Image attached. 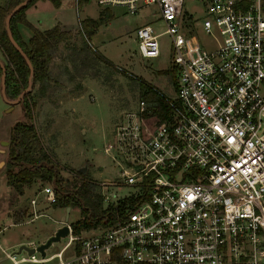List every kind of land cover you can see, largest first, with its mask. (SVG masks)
I'll use <instances>...</instances> for the list:
<instances>
[{
    "label": "built area",
    "instance_id": "1",
    "mask_svg": "<svg viewBox=\"0 0 264 264\" xmlns=\"http://www.w3.org/2000/svg\"><path fill=\"white\" fill-rule=\"evenodd\" d=\"M95 1L126 13L156 4L176 75L174 96L166 95L172 114L156 122L141 98L114 125L104 151L116 153L119 177L92 180L103 207L123 203L113 223L83 235L56 220L68 228L57 252L41 254L30 240L19 245L33 252L3 249L4 257L11 264H264V0H200L204 15L187 24L184 0ZM133 33L141 58L158 57L160 33L150 23ZM112 185L131 191L119 196ZM38 190L47 205L56 201L51 184ZM40 205L29 198L33 219L47 216Z\"/></svg>",
    "mask_w": 264,
    "mask_h": 264
},
{
    "label": "rangeland",
    "instance_id": "2",
    "mask_svg": "<svg viewBox=\"0 0 264 264\" xmlns=\"http://www.w3.org/2000/svg\"><path fill=\"white\" fill-rule=\"evenodd\" d=\"M73 1L64 2L59 14L55 12L54 18L49 13H44L47 19H43L45 21L41 28L48 29L59 21L64 22L68 28L79 27L77 18L82 13ZM88 6L95 9L94 0H89ZM91 11L93 10H89L87 14L93 13ZM113 11L114 16L108 22L99 24L93 33L76 34L69 44L61 43L53 51L50 63V76L53 81L43 89H37L35 85L28 91L36 99L30 118L24 111L23 100L8 104L0 91V264H11L7 258H3V249L11 252L19 249L21 242L45 240L48 237H45L48 234L46 232L59 224L53 223L52 219L61 221L66 210L59 205L54 210L44 209L47 216L36 219L29 213V198L37 196L45 204L38 189L43 184H51L55 191L54 180H36L28 188L25 187L22 194L15 192L7 184L4 170L8 160V145L2 141L10 140V128L16 121L28 122L33 126L42 146L52 157L61 177V186L67 188L74 183H80L82 175L76 168L85 164V176L91 180H114L119 177L120 170L112 156L116 153L106 152L104 147L113 141L114 125L125 119L127 113L134 110L141 99L138 86L141 84L140 80L150 83L165 96H174L176 75L173 77L166 71L170 69L169 37L166 33L161 34L164 27L158 17L156 4H147L135 13H126L119 6H114ZM182 11V21L185 20V24L190 18L197 21L205 13V1L184 0ZM146 22L151 24L157 34L160 33V52L158 57L143 59L137 53L133 30ZM25 29L22 27L20 31V38L23 40L28 33ZM195 37L205 46H211V42L201 32H197ZM84 41H88L110 63L94 64L96 58L91 52H87L83 58L79 56V50L76 49ZM74 44L77 46L75 49L72 48ZM0 61L5 64L1 49ZM109 191L120 196L131 191V187L112 185ZM69 209L68 224L80 215L76 206ZM90 228H83L78 233L91 234L95 229ZM67 239L66 235L52 242L46 247L45 253L57 252ZM69 250L70 248L66 249L64 254ZM53 262L55 259L47 264ZM19 264L36 263L22 261Z\"/></svg>",
    "mask_w": 264,
    "mask_h": 264
},
{
    "label": "trees",
    "instance_id": "3",
    "mask_svg": "<svg viewBox=\"0 0 264 264\" xmlns=\"http://www.w3.org/2000/svg\"><path fill=\"white\" fill-rule=\"evenodd\" d=\"M21 0H2L0 2V49L5 57L4 64V93L9 99H15L16 95L27 87L29 68L19 53V51L8 41L5 22H3L6 13ZM35 0H30L26 5L19 7L14 11V14L9 18V27L13 39L18 42L27 58L32 65V83L31 88L37 86V89L45 88L46 84L53 81L50 76V63L52 62L53 51L56 50L59 44H69L71 38L76 34L93 33L99 24L108 22L112 17L110 9H101L96 18L86 17L79 20V28L75 32H70L61 29L58 24L53 25L48 29H38L32 26L24 18L25 10L32 5ZM54 7L60 5L59 0H49ZM22 22L27 25L32 34L26 44L21 40L17 23ZM77 46H72L75 49ZM79 56L85 57L87 52H91L96 62H108L103 58L93 46L89 45L88 41H84L77 47ZM78 56V55H77ZM93 65V64H92ZM1 71V68H0ZM67 71V69H66ZM173 77L175 76V69L170 66L166 69ZM165 71V72H166ZM176 77V76H175ZM139 94L141 98L149 103L148 112L153 114L156 122L166 120L171 116L172 111L169 106L167 97L161 94L153 85L140 80ZM24 111L30 118L31 111L36 105L35 97L28 94V91L22 96ZM10 140L8 144V160L4 170L7 176V184L17 193H24V188L29 187L34 181L40 180L56 182V201L52 203V207L59 206L71 207L76 206L80 215L75 221L70 223L72 233H78L81 229H88L94 225H106L113 223L123 212V203L120 202L117 206L111 205L103 207L101 204L100 193L98 192L95 183L92 182L85 174L80 173L81 180L72 187L61 186V177L56 170V166L52 157L47 153L42 146L40 137L37 135L33 126L26 122L16 121L10 128Z\"/></svg>",
    "mask_w": 264,
    "mask_h": 264
},
{
    "label": "crops",
    "instance_id": "4",
    "mask_svg": "<svg viewBox=\"0 0 264 264\" xmlns=\"http://www.w3.org/2000/svg\"><path fill=\"white\" fill-rule=\"evenodd\" d=\"M2 0H0V2H1ZM69 1L70 0H59V2H60V5L58 6V7H54V5L52 4V2H50L49 0H35L34 2H32V5L31 6H29L26 10H25V12H24V18H25V20L27 21V22H29L32 26H34V27H36V28H38V29H47V28H41V26H42V24L44 23V21L45 20H43V19H47L46 18V14H44V13H49V15H50V17L52 16V18H54V16H55V12L56 13H58L59 14V12H60V9H61V7H62V5H63V3L64 2H67V3H69ZM74 2V4L76 5V7L78 6V9L80 10V12L82 13L81 15L82 16H78V20H80V19H83V18H86V17H91V18H96L97 16H98V14H99V12H100V10H101V8L96 4V1L94 0V2H95V6H96V8L95 9H93L92 8V6H88V3H89V0H74L73 1ZM119 7H121V6H119ZM113 8H114V6H111V7H108L107 9H110V11H111V14H112V17L114 16V11H113ZM89 10H93V11H91V12H93V13H89V14H87L88 13V11ZM57 14V16H59ZM39 17H41V18H39ZM59 21V20H58ZM109 21V20H108ZM146 23H149V22H146ZM145 23V24H146ZM56 24H58L60 27H61V29H63V30H77L79 27H70V28H68L67 26H66V24L64 23V22H61V21H59L58 23H56ZM55 25V24H54ZM53 26V25H52ZM22 27L24 28H26L27 29V31H28V33H27V35H26V37H24L25 39L23 40V39H21L22 41H24L25 43H28V39L30 38V36H31V34H32V30L27 26V25H25L24 23H22V22H18L17 23V28H18V32H19V35L21 36V34H20V31H22ZM48 28H51V27H48ZM25 29V30H26ZM24 31V30H23ZM30 32V33H29ZM133 32H134V30H133ZM175 79H176V77H175ZM174 82H175V80H174ZM40 206H42V208H44V209H52V210H54V209H56V208H54V207H52V206H50V205H47L46 203L44 204V203H42L41 202V205ZM56 220H59V219H52V222L53 223H59V222H57ZM60 225V223L56 226V228L55 227H53V229H50V230H48L46 233H48L45 237H49V236H51L52 234H54V232L56 231V229H57V227ZM47 237V238H48ZM46 238V239H47ZM41 241H44V240H39L38 242H41ZM37 242V241H36ZM37 242V243H38ZM45 252H46V249H45ZM54 253V252H53ZM3 258H5L4 257V255H3ZM40 264V263H39ZM43 264H47V263H43Z\"/></svg>",
    "mask_w": 264,
    "mask_h": 264
},
{
    "label": "water",
    "instance_id": "5",
    "mask_svg": "<svg viewBox=\"0 0 264 264\" xmlns=\"http://www.w3.org/2000/svg\"><path fill=\"white\" fill-rule=\"evenodd\" d=\"M30 1V0H21L19 2H17V4H15L5 15L4 17V20L3 22H5V31H6V35H7V38H8V41L11 42V44L19 51V53L22 55V57L25 59L27 65H28V68H29V75H28V84H27V87L24 88L23 90H21L15 97V99H9L5 96V93H4V86H5V79H4V64L2 63V61H0V68H1V73H0V79H1V82H0V91H1V95H2V98L5 99V101L8 103V104H15L16 102H19L21 101V99L23 98L22 96L30 90L31 88V83H32V78H31V73H32V65H31V62L30 60L27 58L26 54L23 52V50L21 49L20 45L18 44L17 41H15V39H13L12 37V34H11V31H10V27H9V18L10 16H12L14 14V11L16 9H18L19 7L21 6H24L27 4V2ZM90 33V30L88 32V34ZM6 141H3V143H5ZM87 165H81L80 167H77L76 168V171L80 172V173H83L85 174L87 171ZM65 214H64V219L63 221L66 223L67 222V219H68V213H69V207L66 206L65 207ZM63 223L61 225H59L56 229V231L54 232V234H52L51 236H49L47 239H45L43 242H40L38 244V246L36 247L37 251L39 250V252L41 254H44L45 252V249L47 246H49L52 242H56L58 239H60L61 237H64L68 234V228L66 226V224ZM18 251L21 250L22 248L24 249H27L28 252H33L34 249L33 248H27L26 246H24L23 244L19 245L18 247Z\"/></svg>",
    "mask_w": 264,
    "mask_h": 264
},
{
    "label": "flooded vegetation",
    "instance_id": "6",
    "mask_svg": "<svg viewBox=\"0 0 264 264\" xmlns=\"http://www.w3.org/2000/svg\"><path fill=\"white\" fill-rule=\"evenodd\" d=\"M4 141H6L5 142V145H8L9 144V141H7V140H4ZM2 143H3V141H2Z\"/></svg>",
    "mask_w": 264,
    "mask_h": 264
}]
</instances>
